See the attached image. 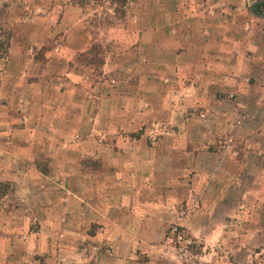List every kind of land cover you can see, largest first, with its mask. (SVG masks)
Instances as JSON below:
<instances>
[{"label": "crops", "instance_id": "0c3cea01", "mask_svg": "<svg viewBox=\"0 0 264 264\" xmlns=\"http://www.w3.org/2000/svg\"><path fill=\"white\" fill-rule=\"evenodd\" d=\"M197 12L189 5L181 28L144 14L133 31L113 29L98 74L73 61L89 50L84 18L66 30L78 49L30 76L10 49L19 58L0 62V264H160L173 228L214 264L264 246V192L251 193L256 207L229 204L235 172L257 184L249 162L262 156L238 161L226 141L235 108L216 92L234 82L220 57L230 37L217 41ZM257 124L237 129L249 148L264 134ZM235 214L250 219L215 223ZM220 245L234 248L232 261L211 256Z\"/></svg>", "mask_w": 264, "mask_h": 264}, {"label": "rangeland", "instance_id": "374dc122", "mask_svg": "<svg viewBox=\"0 0 264 264\" xmlns=\"http://www.w3.org/2000/svg\"><path fill=\"white\" fill-rule=\"evenodd\" d=\"M255 1L0 0V59H2L0 62L5 66L13 67L15 58L18 56L10 55V49H16L21 52L24 58V70L30 76L37 71L38 65L44 66L52 60L57 63L63 61L65 52L70 54V47H74L73 49L79 47L77 46L79 43H75V45L73 41L70 43L66 30L71 27L73 31H79L81 27L79 23L76 25L75 23L84 18L86 37L89 38L90 43L89 50L86 53H74L73 61L78 64L92 65L95 68V74H98L105 57V50L110 49V42L107 41L111 37L108 34L110 31L113 29L126 31L130 28L133 31L137 27V18L144 14L152 16L153 20L160 18L162 14L169 15L172 22L181 28L180 22H182L187 7L198 5L201 12L197 13L200 14L201 21L215 24L214 36L217 41L224 35L230 37L227 41L229 45L227 49H229L220 57L223 58L226 65L227 71L224 73H227L226 75L230 76L234 82L231 87L226 88L225 91H217L216 94L222 98L230 97L232 103H225V105L235 108L231 125L233 128L237 126V133L230 136V141L226 140L232 156L241 161L243 151L252 153L256 150L262 154L259 156L252 153L251 158L253 159L249 162V168H254V171L251 170L253 171L251 175L253 182L257 181V184L251 183L250 174L247 175L248 181L243 179L240 171L235 172L237 179H234L235 182L230 184L231 190H233L230 195V207L236 209L243 205L244 208L250 209L256 207L249 199L251 193L261 190L264 192V134L258 136V147L249 148L247 146L252 136L240 134L237 129L244 124L250 125L256 121L264 129V19L256 18L251 13L250 8ZM207 5L213 8V12L208 13L204 10ZM202 13L203 15H201ZM207 16H209V20H207ZM220 23H224L225 27L223 28ZM204 28L206 29V26ZM180 31L183 32L182 29ZM248 41L252 42V45H247ZM236 64H238L237 67H233ZM241 115L242 117H240ZM244 116L246 118H243ZM254 116L257 117V120ZM249 117L252 119L250 118V120ZM5 189V186L0 185V194ZM241 196L246 197L242 203L238 204V198ZM249 219V216L235 214L224 222L215 220V223H224L230 227L235 222L241 220L248 222ZM205 223V221L199 220L196 225L199 230H203L206 228ZM234 229L233 227V230L230 231L231 238L237 233ZM183 236L191 240L190 253L197 257V264H214L207 256L203 255V249L198 241L186 232L183 233ZM175 246L171 240L168 246L157 248V260L160 264H180ZM213 249L216 252L212 251V257L220 256L233 260L234 248L229 249L225 245H220ZM241 256L244 259L240 264H264V246L252 247L250 253H242ZM138 258L140 261H145L143 255Z\"/></svg>", "mask_w": 264, "mask_h": 264}, {"label": "built area", "instance_id": "2783aa9c", "mask_svg": "<svg viewBox=\"0 0 264 264\" xmlns=\"http://www.w3.org/2000/svg\"><path fill=\"white\" fill-rule=\"evenodd\" d=\"M170 236L172 242L176 245L175 250L180 264H197V257L190 253V247H192L191 240L183 236V233L177 228L170 230Z\"/></svg>", "mask_w": 264, "mask_h": 264}, {"label": "trees", "instance_id": "16d2710c", "mask_svg": "<svg viewBox=\"0 0 264 264\" xmlns=\"http://www.w3.org/2000/svg\"><path fill=\"white\" fill-rule=\"evenodd\" d=\"M252 11L258 16H264V0H256L252 5Z\"/></svg>", "mask_w": 264, "mask_h": 264}, {"label": "water", "instance_id": "95a60500", "mask_svg": "<svg viewBox=\"0 0 264 264\" xmlns=\"http://www.w3.org/2000/svg\"><path fill=\"white\" fill-rule=\"evenodd\" d=\"M250 10H251V13L253 14V16H255L256 18L264 19V16H258V15H256V14L252 11V7L250 8Z\"/></svg>", "mask_w": 264, "mask_h": 264}]
</instances>
